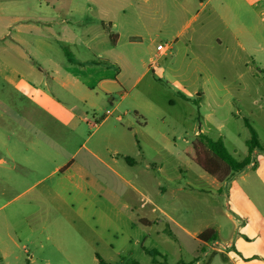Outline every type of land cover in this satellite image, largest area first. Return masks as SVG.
<instances>
[{"label":"rangeland","instance_id":"obj_1","mask_svg":"<svg viewBox=\"0 0 264 264\" xmlns=\"http://www.w3.org/2000/svg\"><path fill=\"white\" fill-rule=\"evenodd\" d=\"M16 8L30 12L35 35L92 34L108 21L122 64L109 72L115 90L104 98L79 101L57 88L76 112L69 125L36 110L0 67V264L194 263L168 221L108 164L128 178L126 169L143 171L138 190L193 214L178 216L187 222L223 223L245 194L264 211V0H26ZM158 44L171 51L157 59ZM246 122L262 149L215 192L185 148L203 133L243 161ZM178 183L185 189L172 197Z\"/></svg>","mask_w":264,"mask_h":264},{"label":"crops","instance_id":"obj_2","mask_svg":"<svg viewBox=\"0 0 264 264\" xmlns=\"http://www.w3.org/2000/svg\"><path fill=\"white\" fill-rule=\"evenodd\" d=\"M209 1L200 0L204 5ZM23 3H26V0H0V67L9 70L8 76L13 79L10 83L17 91L22 92L26 100L36 106V110L62 124L69 125L76 117V112L74 107H69L58 98L57 88L61 89L63 94H69L84 102L99 97L104 98V95L114 92L113 80L109 72L114 66L122 64L120 63L122 56L115 51L119 47L120 36L112 31L111 23L105 20H101L102 27L92 34L35 35L32 31L37 27L31 23L35 20H30V12L16 10V7ZM182 6L185 8L184 4ZM192 21L189 20L188 27ZM112 34L117 36L114 45L110 39ZM217 42L220 45V40L217 39ZM170 47V44H158L156 58L162 57L167 51L170 53ZM153 62L154 58L150 57L149 66ZM141 65L144 67L145 63L141 62ZM148 72L147 66L145 73ZM116 80L117 90L120 91L123 82L118 78ZM117 106L114 105L111 112L115 111ZM105 120L107 117L100 124ZM115 120L121 121V117L118 116ZM258 153L259 149L254 150L253 156ZM112 160L118 164L117 158ZM251 164L247 167L252 166ZM108 167L140 197L141 201H146L153 207L152 212L156 220L164 218L168 221L171 237L182 249L195 255V262L190 264H264V211L254 208L252 199L250 196L247 197V194L243 205L237 203L235 214L222 212L225 218L223 223L215 220L210 222L203 218L200 220L194 218L187 222L178 216L185 213L193 218V214L176 207L164 208L138 190L135 184L138 183V178L143 179V171L139 174L126 169L125 172L131 175L128 178L121 175L112 165L108 164ZM129 167L134 168L136 165L130 162ZM189 167H192V164ZM181 177L178 174L170 180L175 178L179 181ZM199 178L215 192H220L226 184L202 169ZM185 185L191 186V183L187 182ZM184 189L181 183L173 184L169 193L175 197L176 193H181ZM201 190L209 192V189ZM205 208L209 209V205L206 204ZM142 221L143 225L152 222L146 218H142ZM206 230H211L208 236L212 237V240L230 243V249L203 256L206 244L211 240H202L199 235ZM177 264L185 263L178 261Z\"/></svg>","mask_w":264,"mask_h":264},{"label":"trees","instance_id":"obj_3","mask_svg":"<svg viewBox=\"0 0 264 264\" xmlns=\"http://www.w3.org/2000/svg\"><path fill=\"white\" fill-rule=\"evenodd\" d=\"M112 44L116 43L117 36L110 35ZM252 131V138L246 142L248 146L249 155L243 161H237L226 150L221 139L213 141L207 138L203 134H199L196 138L185 148V155L197 164L202 170L211 176L216 177L219 181H226L232 175L242 171L251 163V154L254 150H261L256 133L252 126L246 122ZM130 161V158H126ZM211 230H206L199 235L202 240H212V237L208 236ZM151 256H158L160 252L157 250L146 251ZM99 264H107L102 259L99 260ZM130 264H140L138 262H132Z\"/></svg>","mask_w":264,"mask_h":264},{"label":"built area","instance_id":"obj_4","mask_svg":"<svg viewBox=\"0 0 264 264\" xmlns=\"http://www.w3.org/2000/svg\"><path fill=\"white\" fill-rule=\"evenodd\" d=\"M231 244L218 240H211L206 244V249L203 251V256H208L213 252H223L230 249Z\"/></svg>","mask_w":264,"mask_h":264}]
</instances>
